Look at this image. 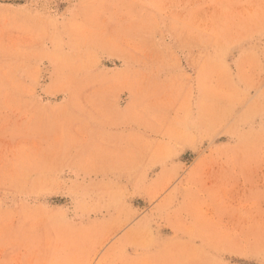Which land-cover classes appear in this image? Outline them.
<instances>
[{"label": "rangeland", "instance_id": "1", "mask_svg": "<svg viewBox=\"0 0 264 264\" xmlns=\"http://www.w3.org/2000/svg\"><path fill=\"white\" fill-rule=\"evenodd\" d=\"M0 264H264V0H0Z\"/></svg>", "mask_w": 264, "mask_h": 264}]
</instances>
